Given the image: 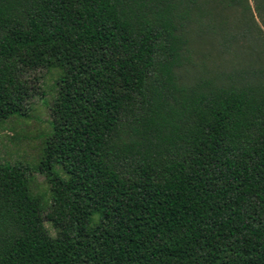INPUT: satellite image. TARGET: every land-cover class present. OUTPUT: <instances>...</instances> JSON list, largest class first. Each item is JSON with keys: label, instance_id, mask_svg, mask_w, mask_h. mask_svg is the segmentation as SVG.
<instances>
[{"label": "trees", "instance_id": "1", "mask_svg": "<svg viewBox=\"0 0 264 264\" xmlns=\"http://www.w3.org/2000/svg\"><path fill=\"white\" fill-rule=\"evenodd\" d=\"M247 43L264 0H0V123L57 73L48 209L0 160V264H264V66L195 68Z\"/></svg>", "mask_w": 264, "mask_h": 264}, {"label": "rangeland", "instance_id": "2", "mask_svg": "<svg viewBox=\"0 0 264 264\" xmlns=\"http://www.w3.org/2000/svg\"><path fill=\"white\" fill-rule=\"evenodd\" d=\"M237 16L236 12L229 13V18ZM258 22L259 19L257 18ZM251 43L243 44L244 51L234 62H230L226 58H220L217 52H210V46L197 45L199 51L204 52L197 60L199 66L196 70H209L215 79L218 80L217 74L222 72H230L234 69L251 66H264V51L257 57L255 51L250 47ZM239 45L242 46L241 43ZM259 47H261L259 45ZM262 48V47H261ZM263 50V49H262ZM254 52V53H253ZM253 53L249 57L248 54ZM239 54V53H238ZM39 78L35 81L38 94L33 96L31 104L28 109V116H11L7 120L0 123V160L8 161L10 163H20L28 166L32 171L29 177V186L34 196L40 200L43 210L47 211L48 203L50 201V185L47 182L45 175L34 169L42 156V148L44 141L50 133V119L52 109V99L55 95L54 81L57 73L55 70L47 71L45 69L36 72ZM185 82H191L193 71L183 73ZM197 76L199 74H196ZM222 77V76H221ZM223 78V77H222ZM45 225L52 236L55 235L54 229L49 222Z\"/></svg>", "mask_w": 264, "mask_h": 264}]
</instances>
